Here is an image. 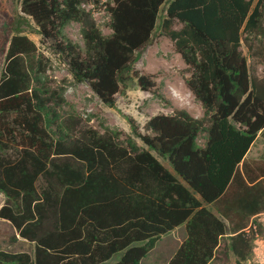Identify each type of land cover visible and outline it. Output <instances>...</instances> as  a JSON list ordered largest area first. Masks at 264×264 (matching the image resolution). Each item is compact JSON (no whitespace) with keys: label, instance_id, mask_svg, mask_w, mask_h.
I'll return each instance as SVG.
<instances>
[{"label":"trees","instance_id":"trees-1","mask_svg":"<svg viewBox=\"0 0 264 264\" xmlns=\"http://www.w3.org/2000/svg\"><path fill=\"white\" fill-rule=\"evenodd\" d=\"M100 2L21 0L11 22L0 72V219L15 230L9 239L18 235L31 250L0 249V264H142L178 227L184 238L166 264H212L220 250L247 264L264 230V165L245 160L264 136V66L257 74L242 45L264 64V0H169L159 27L203 115L157 113L143 131L130 119L125 139L83 123L22 27L33 21L73 80L111 106L129 79L156 86L134 64L166 0H108L110 34L87 8ZM71 22L83 45L66 34Z\"/></svg>","mask_w":264,"mask_h":264},{"label":"rangeland","instance_id":"rangeland-1","mask_svg":"<svg viewBox=\"0 0 264 264\" xmlns=\"http://www.w3.org/2000/svg\"><path fill=\"white\" fill-rule=\"evenodd\" d=\"M107 1L101 0L96 6L88 4L87 8L93 11L101 30L105 34H110L112 32L111 16L106 8ZM168 2L169 0H166L161 7L152 42L145 50L139 52L138 60L134 64L136 70L152 75L156 86L152 90L146 91L141 89L134 79H129L121 92L115 95L114 105L111 106L103 103L86 82L73 80L65 56L56 49L51 41L42 38L33 21L29 19L30 23L22 26L24 33L37 44L38 51L43 55L45 74L50 80L49 83L53 86H65L66 99L75 106L85 125L97 127L101 131L106 127L117 129L120 131L121 137L125 139L132 135L130 119H133L139 130L143 131L147 119L157 113L170 114L176 108H184L195 117L203 115L201 103L185 85L184 77L187 74L184 72V61L176 51L173 41L162 34L159 27ZM20 10L21 0H0V72L5 63L8 39L11 35V22L20 13ZM176 27H180V24ZM66 34L73 42L83 45L81 27L78 22L68 24ZM251 40L256 47L259 46L257 38L251 37ZM242 50L256 73L262 74L264 64L261 59L252 56L244 43ZM135 140L142 145L139 138H135ZM201 141L203 142V138ZM245 160L247 166L253 169L264 165L261 163V160H264L263 136L260 135V138L255 141ZM167 164L172 169L170 163L167 162ZM3 203L4 195L0 193V207ZM210 207L214 208L213 205ZM257 219L264 228V213L259 214ZM14 233L13 227L7 221L0 219V249L31 250L30 244L19 238L18 235L15 241L9 239ZM183 238V227L175 229L172 235L164 236L162 241H158L155 248L142 260V264H166ZM120 255L121 253L116 255L113 260L119 259ZM212 264H236L235 257L228 250H220ZM247 264H264V230L256 237L253 253Z\"/></svg>","mask_w":264,"mask_h":264},{"label":"crops","instance_id":"crops-1","mask_svg":"<svg viewBox=\"0 0 264 264\" xmlns=\"http://www.w3.org/2000/svg\"><path fill=\"white\" fill-rule=\"evenodd\" d=\"M263 137H264V136H263ZM258 138H260V135L256 138V140H257ZM256 140H255V141H256ZM255 141H254V143H255ZM254 143H253V145H254ZM253 145H252V147H253ZM252 147H251V148H252ZM251 148H250L249 152L251 151ZM249 152L247 153L245 159H247ZM178 228H179V227H178ZM178 228H176V229H178ZM174 231H175V230H174Z\"/></svg>","mask_w":264,"mask_h":264}]
</instances>
